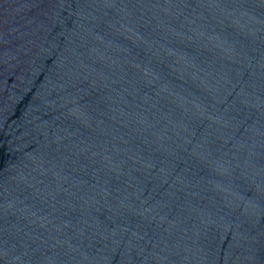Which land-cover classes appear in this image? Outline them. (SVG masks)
<instances>
[{"label": "water", "instance_id": "obj_1", "mask_svg": "<svg viewBox=\"0 0 264 264\" xmlns=\"http://www.w3.org/2000/svg\"><path fill=\"white\" fill-rule=\"evenodd\" d=\"M107 264H264V0H95Z\"/></svg>", "mask_w": 264, "mask_h": 264}]
</instances>
